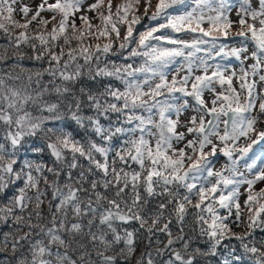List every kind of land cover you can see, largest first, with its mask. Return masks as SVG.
Here are the masks:
<instances>
[{"label":"snow or ice","instance_id":"snow-or-ice-1","mask_svg":"<svg viewBox=\"0 0 264 264\" xmlns=\"http://www.w3.org/2000/svg\"><path fill=\"white\" fill-rule=\"evenodd\" d=\"M151 8L152 0H121L115 11L113 0H0L2 264H132L141 232L148 244L135 264L218 256L243 264L233 240L264 264V238H254L264 230V188L253 191L264 167L245 163L251 178L238 167L264 146V0H157ZM142 18L163 22L134 35ZM236 24L239 46L218 45ZM217 57H234L238 71ZM86 76L118 83L78 87ZM218 154L227 158L220 170ZM233 210L242 234L230 226Z\"/></svg>","mask_w":264,"mask_h":264},{"label":"trees","instance_id":"trees-1","mask_svg":"<svg viewBox=\"0 0 264 264\" xmlns=\"http://www.w3.org/2000/svg\"><path fill=\"white\" fill-rule=\"evenodd\" d=\"M188 2L191 3V0H188ZM230 2H231L233 5H236L237 2H238V0H230ZM193 6H194V5H193ZM178 7H181V10H183V9H182V6H178ZM234 8H235V7H234ZM234 8H233V11H232V12H234V10H235ZM232 12H231V13H232ZM92 16H94V14H93ZM90 17H91V16H90ZM77 24H79V19H77ZM49 27H50V26H49ZM121 31H122V29H121ZM235 34H236V32H235L234 34L229 33L228 37L225 38V39H223V40L225 41V43H227V44L229 45V42H231L230 44H232L234 41H235V42H237V41L239 42V41H240V38L237 37ZM121 36H123V35H121ZM191 38H192V37H191ZM191 38H190V39H191ZM103 42H104V41L102 40L101 43H103ZM6 43H7L6 38L3 36L2 33H0V46H4V45H6ZM93 43H95V41H93ZM118 43H119V42H117V46H118ZM133 46H134V45H133ZM10 51H11V50H10ZM24 51H25L26 53H28L29 55L31 54L30 50L27 49V48H25ZM125 55H126V54H125ZM197 55H202V53H198ZM106 59L109 60V61L115 62L116 64L132 63L131 60L126 61V60H125L122 56H120V55H111V54H110ZM141 62H142V58H136L134 65H135V64L138 65V64H140ZM214 62H219V63H221V64H228V63H231L232 65H233V64H237V63H239L234 57H217V58H216V61H214ZM10 63H11V61H9V64H10ZM23 64L25 65V67H30V66H32V65H34V64H36V63H33L32 61H30V60H28V59H25V60L23 61ZM0 67H5V68H6L7 66L5 65V66H0ZM39 67H40V65L37 64V65H35V68H32V69H33V70H39ZM16 71H19V69H16ZM169 78H171V77H169ZM47 79H48V77H45V80H47ZM109 82L118 83V82L112 81L111 78H107V77H97L96 80H91V79H89V78L86 76V77L80 82V85H78V87L82 85V86H85V87H87V88H91V89H93V90H96V89H102V87H103L105 84L109 83ZM86 111H87V110H86ZM68 123H70L71 126H72L73 128L76 127L75 124H74V122H70V121H69ZM105 123H107V122L105 121ZM254 138H255V137H254ZM254 138H253V139H254ZM27 157H28L29 159H32V160H40V159H45V160H47V159H48L47 152H45V153L43 154V156H40V155H38V154H33V153H31V152H28V153H27ZM220 159H222V160H221L222 163L219 164V165H217V162H218ZM226 162H227V158H226V157H223L222 155H219V154H218V157L216 158L215 169H216V170H220L223 166H221V167H219V166H220V165H224ZM253 162H255V163H256L258 166H260V167H264V146H256V147H254L253 151L250 152V153H249V154H248L243 160L240 161V164H239V166H238V167H239V171L243 172V173L245 174V176H249V173L247 172V170H246V168H245V163H253ZM83 163L86 164V162H83ZM227 174H228V173H225V175H227ZM249 177H250V176H249ZM63 179H64V177L62 176V177H61V181H63ZM245 189H246V185L241 186V189H240V192H241L240 200H241V198H242V201H243V202H244V200L246 199V196H247V194H244V193H246V192H245ZM48 198H49V199L51 198L50 193H49V197H48ZM240 203H241V202H240ZM241 207H242V213H243L242 219H245V220H246L247 215H248V213H247V209L244 208L242 204H241ZM43 211H44L45 213L47 212V205H46V204L43 206ZM221 211L223 212V210H221ZM234 211H235V210H233V217L230 218V220L233 221V222L231 223L230 226L232 227V230H233L234 232H238V231L240 230V228H242V227H245V228H246V226H245L244 224H240L239 227L236 226V223L234 222ZM6 231H8V228H7L6 226H4V225H0V233L6 232ZM174 232H175V229H174ZM242 233H243V232H242ZM242 233H241V234H242ZM254 238H255L256 240H260V239L264 238V230H261L260 228L255 229V232H254ZM160 239H164V238L161 236ZM153 240H155V238H153ZM231 243L237 247L236 255H242V256H243V264H252V258H250L247 254H244V253H243V249L239 248V242L233 240V241H231ZM147 244H148L147 234L141 232V233H140V237H139L138 242H137L136 257H138V256L140 255V253H141L142 251L145 250V246H146ZM155 246H156V245L154 244V245H153V248H152V249H149V250H154V247H155ZM201 246L203 247L202 244H201ZM219 251H220V252H224L225 250H224L223 248H221ZM136 257H133L132 264H135V259H136ZM222 259H223L222 256H218V257H215V258H211V259L208 261V264H220V261H221ZM3 260H4V256H3V255H0V264H2Z\"/></svg>","mask_w":264,"mask_h":264},{"label":"rangeland","instance_id":"rangeland-1","mask_svg":"<svg viewBox=\"0 0 264 264\" xmlns=\"http://www.w3.org/2000/svg\"><path fill=\"white\" fill-rule=\"evenodd\" d=\"M23 2H24V3H28V4H30V5H34V4L39 3L40 0H23ZM49 2H50V3H51V2H54V0H49ZM92 2H94V0H88V3H92ZM156 2H157V0H152V8L149 9V15L151 14L152 11H154ZM119 3H121V0H113V11H115V6H116L117 4H119ZM252 5H253V7H258V0H252ZM234 9H235V10H234V12H232V13L230 14V17H231L232 20L235 21V20H237V16H236V8H234ZM93 14H94V13H88L89 16H92ZM139 14H141V15L143 14V3H142L141 6H140V13H139ZM42 15L45 16V17H48V16L51 15V13L44 12V13H42ZM94 15H95V14H94ZM15 18H16L17 20H20V15L17 13ZM93 22L95 23L96 21H93ZM159 22H163V18H161L160 21H150V20H148V19H146V18H142L140 24H137V25L134 26V35H137L138 32L145 31L149 26H155V25H156L157 23H159ZM205 27H207V24H205ZM121 29H122V31H121V35H123L125 29H124V28H121ZM238 30H239V25L236 24V25H234L233 29L229 31V33L234 34V33L237 32ZM178 35H179L181 38H183V39H190V38H191V36L185 35V34H183V33H180V34H178ZM235 35H236V34H235ZM223 39H225V38H224V37H221V39L218 41V45H219V44H224V45L227 46V48H233V47H237V46H239L240 41H239V42H238V41H237V42L234 41L232 44H230L231 42H229V45H228L227 43H225V41H224ZM134 46H135V45H134ZM134 46H133V47H134ZM251 50H252L251 47H249V51H251ZM142 62H143V61H142ZM142 62H141V63H142ZM252 62H253L252 60H248V61H246V65L251 64ZM141 63H140V64H141ZM238 64H239V63H237V64H233V66H237V71H238ZM35 65H37V64H34V65H32V66H30V67H28V68H35ZM134 66H139V64H138V65L135 64ZM262 74H264V73H262ZM170 77H171V76H170ZM249 79H252V78L250 77ZM255 79L258 81V80H259V77L257 76V77H255ZM233 83H234V85H237V87H238V82H237V81L234 80ZM257 90H258V91H264V84L258 83V84H257ZM257 103H259V101H258ZM185 118H186V117H182V119H185ZM181 130H183V129H181ZM260 130H264V121H261L260 123L257 124V131H260ZM254 137H255V135H253V138H254ZM249 142H250V141H246V140H243V139H242V140L240 141V146H244L245 144H247V143H249ZM221 160H222V159H220V160L217 162V165H219V164L222 163ZM221 166H223V165H220L219 167H221ZM249 178H251V177H249ZM246 187H247V186H246ZM261 188H264V181L257 182V184L254 185L253 191L258 192ZM244 194H247V193H244ZM240 202H241V204L243 205L242 198H241ZM245 231H247V228L242 227V228H240V230H239L238 232H236V233H242V232H245Z\"/></svg>","mask_w":264,"mask_h":264}]
</instances>
